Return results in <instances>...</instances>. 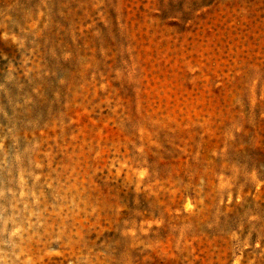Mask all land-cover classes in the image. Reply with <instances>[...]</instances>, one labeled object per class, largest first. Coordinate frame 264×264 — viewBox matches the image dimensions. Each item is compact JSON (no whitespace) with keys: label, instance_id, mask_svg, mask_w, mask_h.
Here are the masks:
<instances>
[{"label":"rangeland","instance_id":"obj_1","mask_svg":"<svg viewBox=\"0 0 264 264\" xmlns=\"http://www.w3.org/2000/svg\"><path fill=\"white\" fill-rule=\"evenodd\" d=\"M0 264H264V0H0Z\"/></svg>","mask_w":264,"mask_h":264}]
</instances>
